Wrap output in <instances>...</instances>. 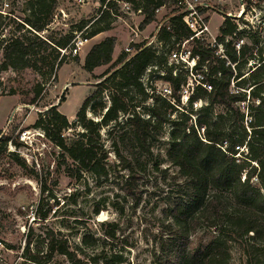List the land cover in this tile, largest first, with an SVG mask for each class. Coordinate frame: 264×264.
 <instances>
[{
    "label": "trees",
    "instance_id": "1",
    "mask_svg": "<svg viewBox=\"0 0 264 264\" xmlns=\"http://www.w3.org/2000/svg\"><path fill=\"white\" fill-rule=\"evenodd\" d=\"M100 1L104 8L81 36L92 37L112 28L115 1ZM123 1L130 2L134 10H141L144 16L141 26H144L155 19L156 8L170 5L174 0ZM252 1L243 0L244 12L251 8ZM54 3L55 0L30 1L34 19H23L16 29L22 31L26 24L31 28L1 38L0 71L29 67L42 75L47 55L55 60L48 65L49 71L60 68L65 58L77 57L78 54L72 55L70 51L76 33L43 37L36 32L46 29ZM0 18V26L10 25L7 15L0 12ZM166 18L156 32L160 48L152 43H132L135 51L131 56L122 52L113 61L115 36H106L93 44L85 55L84 69L91 72L97 66L108 63L109 66L99 76L104 78L97 82V88L84 99L74 124L53 104L39 112L33 126L43 130L47 139L60 148L62 160L71 161L65 167L69 176L90 172L97 178L108 177L112 152L120 167L127 171L120 176L119 187L135 207L142 197L138 181L148 163L152 160L151 167L160 170L163 160L152 149L158 133L155 120L162 119V114L157 106L141 104L131 93L141 98L150 96L155 101L165 100L161 94L147 91L141 80L147 68L154 66L156 72L162 73L158 76L170 84V97L179 104L181 86L188 82L190 74L195 85L187 97L188 107L171 120L165 160L177 168V174L172 177V198L166 200L158 233L153 238L156 250L152 261L154 264H228L232 244L236 243L245 256V264H263L264 52L263 47H258L257 28L247 32L238 23L240 17L225 15L210 43L203 36L192 37V30L180 14ZM247 34L250 41L244 42ZM185 40L189 58H194L195 63L191 70L187 67L178 70L176 64L168 62L169 53ZM106 89L108 104L102 99ZM149 89L153 91L150 86ZM39 93L40 89H35V95ZM62 100L63 96L59 97L58 104ZM198 100L205 103L194 108ZM141 105L145 110L137 109ZM87 111L92 117L87 116ZM75 124L81 130L68 137L65 132ZM102 129H107L109 147ZM9 144L16 147L21 142L17 135L0 131V157L12 154L7 150ZM94 211L98 213L99 206ZM98 224L100 232L86 231L80 239L82 246L94 250L89 257L80 258L62 248V244L56 248L52 235L48 236L45 254L40 250L31 252L28 239L23 255L34 264L49 262L54 251H62L70 264L124 262L123 253L113 246L118 223L100 220ZM121 243L128 245L127 240Z\"/></svg>",
    "mask_w": 264,
    "mask_h": 264
},
{
    "label": "rangeland",
    "instance_id": "2",
    "mask_svg": "<svg viewBox=\"0 0 264 264\" xmlns=\"http://www.w3.org/2000/svg\"><path fill=\"white\" fill-rule=\"evenodd\" d=\"M30 1L32 0H0L2 16L7 15L6 21H11L10 25L4 28L0 26V41L1 38L25 33V29L31 28L26 24L22 31L16 29L17 23L23 19H34L30 12ZM204 1L211 7L203 11L209 20L208 31L203 37L212 43L223 17L238 16L243 0ZM252 2L249 10L239 14L241 16L238 23L247 32L257 28L260 38L258 47H263L264 52V0ZM54 5L46 29L36 31L43 37H59L70 32L85 35V27L97 18V14L104 8L100 0H55ZM125 10L129 11L120 1L115 2L111 11L112 28L90 37L78 50L77 57L65 58L57 70L49 71L48 65L55 60L53 56L47 55L42 75L29 67L0 71V127L5 126L1 133L17 135L21 142L16 147L9 144L7 150L12 154L0 157V264H34L23 255L28 239L31 252L40 250V253L45 254L48 236L51 235L56 239V248L62 244V248L75 252L80 258L89 257L94 250L82 246L80 239L86 231L100 232V220L118 223L113 246L123 253L124 262L120 264H154L152 254L156 249L153 238L158 233L166 200L172 198V177L177 174V168L165 160L167 141L172 128L171 120L184 108L187 109V97L195 85L194 78L189 74V86H181L179 104L170 96L164 97L165 100L155 101L150 96L141 98L140 95L131 93L135 94L136 100L141 104L157 106L162 114V119L155 120L158 133L152 149L154 154H158L163 160L159 165L160 170L151 167L152 160L148 163L147 170L138 181L142 197L135 207H132L131 199L125 196L119 187L120 176L127 171L120 167L121 163L112 152L109 155L111 173L108 177L97 178L90 172L69 176L65 167L66 164H71V161H63L59 155L60 148L47 139L43 130L33 126L39 112H44L53 104H57V110L74 124L76 113L84 99L97 88V82L104 78L99 76L109 66V63L100 65L91 72L84 69L85 55L93 44L106 36H115L113 61L122 52L131 56L135 51L134 47L130 48L132 43L148 42L160 48L156 41L157 28L166 17L178 9L170 4L157 12L155 19L144 26H141L144 18L142 14H128ZM136 27L139 35L133 37L131 29ZM243 41H250L248 34ZM126 47L130 48L128 52L125 51ZM1 49L0 44V62ZM168 62L176 64L178 70L187 67L179 65L184 63L174 60L168 59ZM154 68L149 66L141 80L147 91L160 95L165 81L158 76L162 74L160 70L156 72ZM35 89H40L38 96L35 95ZM108 94L107 89L102 93V99L107 104ZM61 96L64 100L58 104ZM203 103L204 100H198L193 107L198 108ZM141 106L137 109L145 110L143 105ZM87 116L92 117L88 111ZM78 130H81V127L75 124L65 134L72 137ZM106 130L102 129L101 133L109 147ZM97 206L99 212L95 213ZM121 240H127L128 245H122ZM51 255V260L45 264H70L62 251H54ZM228 264H245V256L236 243L232 244Z\"/></svg>",
    "mask_w": 264,
    "mask_h": 264
},
{
    "label": "built area",
    "instance_id": "3",
    "mask_svg": "<svg viewBox=\"0 0 264 264\" xmlns=\"http://www.w3.org/2000/svg\"><path fill=\"white\" fill-rule=\"evenodd\" d=\"M114 1L115 2L120 1L124 7H127V9H129V11L125 10L124 11L125 13L134 14L135 12H137V13L141 14V10L140 9L134 10L132 8V4L130 2L123 1V0H114ZM241 4H242L243 9H244L243 1L241 2ZM168 5L169 4L156 8L155 13L159 12L161 9L167 7ZM172 5L176 9H178L174 13L180 14L183 21L190 28V30H192V32H193L192 37L193 36L201 37V36H203L204 33H206L208 31L209 20H208L207 15L203 14L204 9L211 7V5L207 1H204V0H174ZM218 11H220V10H218ZM228 14L231 15L230 12H228ZM237 15H238V13H237ZM240 16L241 15H238V16L234 15V16H230V17L231 18H239ZM160 25H161V23H160ZM159 26H158V28H159ZM158 28H157V30H158ZM131 30H132L133 37H138V35H139L138 28L136 27V28H133ZM89 39H90V37H88V36H81L80 34H76L73 41H72L73 44L70 47L71 54L72 55L77 54L80 47L82 45H84V43H86ZM130 41H132V40H130ZM146 45H148V42H146ZM130 48H133V47L130 46ZM130 48L126 47L125 51L128 52L130 50ZM62 52H64V50H62ZM189 54H190L189 46L187 45V41L185 40L180 44L179 48L176 47L170 51L169 59H170V61L174 60L178 63H184L183 65L187 66V68L189 70H191L194 63H195V59L189 58ZM200 78H202V77H200ZM197 82H199V81H197ZM187 83H186V86L188 87L189 84L187 85ZM202 85L204 87H206L207 90H210L209 85H206L204 83ZM160 94L164 97L171 95V87H170V84L168 82H166V81L164 82V86H163ZM0 246H2L1 241H0Z\"/></svg>",
    "mask_w": 264,
    "mask_h": 264
},
{
    "label": "bare ground",
    "instance_id": "4",
    "mask_svg": "<svg viewBox=\"0 0 264 264\" xmlns=\"http://www.w3.org/2000/svg\"><path fill=\"white\" fill-rule=\"evenodd\" d=\"M241 8H242V9H240V10L238 11V15H239V14H243V12H244L243 6H242Z\"/></svg>",
    "mask_w": 264,
    "mask_h": 264
},
{
    "label": "crops",
    "instance_id": "5",
    "mask_svg": "<svg viewBox=\"0 0 264 264\" xmlns=\"http://www.w3.org/2000/svg\"><path fill=\"white\" fill-rule=\"evenodd\" d=\"M1 99V98H0ZM5 129V126H3V127H0V131H2V130H4Z\"/></svg>",
    "mask_w": 264,
    "mask_h": 264
}]
</instances>
